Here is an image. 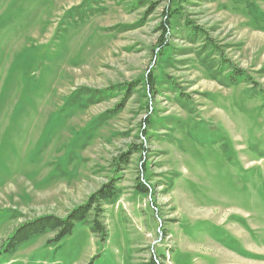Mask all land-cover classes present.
<instances>
[{
    "label": "rangeland",
    "instance_id": "1",
    "mask_svg": "<svg viewBox=\"0 0 264 264\" xmlns=\"http://www.w3.org/2000/svg\"><path fill=\"white\" fill-rule=\"evenodd\" d=\"M107 182L0 264H264V0H0V251Z\"/></svg>",
    "mask_w": 264,
    "mask_h": 264
},
{
    "label": "trees",
    "instance_id": "2",
    "mask_svg": "<svg viewBox=\"0 0 264 264\" xmlns=\"http://www.w3.org/2000/svg\"><path fill=\"white\" fill-rule=\"evenodd\" d=\"M194 34L198 35L196 31ZM244 76V72L240 71L239 69H235L231 75V79L236 81L238 78H242ZM141 148L145 149V145L143 143L141 144ZM117 160L120 164L128 163V153L121 154L118 156ZM138 189L140 192L149 191V187L143 185L142 183H139ZM117 195L118 191L116 185L113 182H107L102 184L95 192L91 194L87 204L80 205L77 208L70 210L68 215L65 217L46 214L30 221L23 222L14 229V232L10 236H8L3 245V251H0V253L12 252L23 242L28 241L34 236H38L47 232H52L54 234L52 241H60L72 233L77 223L84 222L89 216V213L93 211L94 208L95 211L101 212V207L103 208V205L114 201ZM98 216H100V214H98ZM93 227L95 231L97 230L103 234L104 226L97 218H95L93 221Z\"/></svg>",
    "mask_w": 264,
    "mask_h": 264
}]
</instances>
